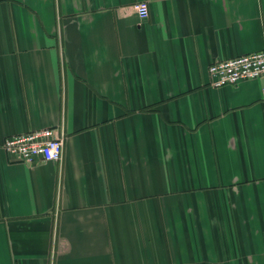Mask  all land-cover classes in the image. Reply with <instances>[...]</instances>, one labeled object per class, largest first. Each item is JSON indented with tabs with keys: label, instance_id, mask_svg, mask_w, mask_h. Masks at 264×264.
<instances>
[{
	"label": "crops",
	"instance_id": "1",
	"mask_svg": "<svg viewBox=\"0 0 264 264\" xmlns=\"http://www.w3.org/2000/svg\"><path fill=\"white\" fill-rule=\"evenodd\" d=\"M260 50L264 0H0V264H264V76L208 73Z\"/></svg>",
	"mask_w": 264,
	"mask_h": 264
},
{
	"label": "built area",
	"instance_id": "2",
	"mask_svg": "<svg viewBox=\"0 0 264 264\" xmlns=\"http://www.w3.org/2000/svg\"><path fill=\"white\" fill-rule=\"evenodd\" d=\"M140 18L150 15L147 1L135 4ZM212 87L235 85L244 79L264 76V50L212 62L208 67ZM65 139L54 128L36 129L6 138L3 147L12 158L27 164L56 162L63 158Z\"/></svg>",
	"mask_w": 264,
	"mask_h": 264
}]
</instances>
